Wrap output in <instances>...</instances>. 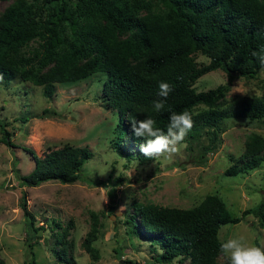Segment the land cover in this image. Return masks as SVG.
<instances>
[{"label":"trees","instance_id":"trees-1","mask_svg":"<svg viewBox=\"0 0 264 264\" xmlns=\"http://www.w3.org/2000/svg\"><path fill=\"white\" fill-rule=\"evenodd\" d=\"M262 50L264 0H11L0 12V78L6 82L30 81L51 98L54 83L102 72L101 99L118 116L112 145L122 155L126 154L125 136L136 146L135 153L143 155L140 145L146 139L134 135L131 119L153 118L166 133L171 112L187 110L194 121L189 137L195 138L200 129L207 128L209 141L201 147L202 153L217 139L223 117L264 122V92L221 107L229 81L197 91L192 85L197 77L216 68L224 70L229 80L234 74L254 76L263 65L254 53ZM196 52L207 56L208 61L198 64ZM161 81L168 82L173 90L166 98V109L157 113L153 101L162 99L158 95ZM197 104L205 109L193 113ZM55 112L44 107L38 116ZM1 138L9 142L7 133ZM263 149L264 139L249 133L240 162L230 165L225 174L257 166ZM29 152L34 161L31 170L24 174L14 170L21 186L47 179H79L81 167L91 154L85 146L67 142L48 148L41 156ZM20 206L31 236L30 231L37 227L23 194ZM246 213L253 214L264 227V197L259 204L241 211ZM91 217L81 244L96 256L91 244L96 217L93 213ZM237 219L217 195L209 193L190 207L135 202L127 221L133 232L160 249L154 256L157 261L177 257L185 261L182 264H229L227 257L216 259L222 243L217 230L220 224ZM59 243L61 249L56 255L69 262L70 255L65 254L68 243L62 239Z\"/></svg>","mask_w":264,"mask_h":264},{"label":"rangeland","instance_id":"rangeland-1","mask_svg":"<svg viewBox=\"0 0 264 264\" xmlns=\"http://www.w3.org/2000/svg\"><path fill=\"white\" fill-rule=\"evenodd\" d=\"M10 1L0 0V12ZM194 58L198 64L208 61L199 52ZM102 80V72H93L76 81L57 82L47 98L40 85L0 78V264H182L185 261L177 257L157 261L154 256L160 249L132 231L127 219L133 203L190 207L209 193L225 203L232 217H238L219 225V240L243 237L246 243L264 248V227L253 214H241L264 197V149L257 166L225 174L230 165L240 162L249 133L264 139V122L223 117L210 148L200 152L209 141L204 127L195 138L187 135V147L171 159L138 155L125 136L126 154L122 155L112 145L118 116L101 99ZM228 81L221 107L264 92V71L254 76L234 74L229 80L224 70L216 68L197 77L192 85L197 91ZM44 107L55 114L38 116ZM202 109L205 106L197 104L193 113ZM6 133L8 143L1 138ZM64 142L90 150L79 179H47L30 186L18 183L14 170L24 174L33 167L29 150L41 156ZM22 194L37 227L31 236L20 206ZM91 213L96 217L91 241L96 256L81 244L91 226ZM60 239L68 243L69 262L55 253L60 252ZM225 257L220 251L216 259Z\"/></svg>","mask_w":264,"mask_h":264},{"label":"clouds","instance_id":"clouds-1","mask_svg":"<svg viewBox=\"0 0 264 264\" xmlns=\"http://www.w3.org/2000/svg\"><path fill=\"white\" fill-rule=\"evenodd\" d=\"M254 55H257L261 64H264V50ZM158 87V95L162 99L153 101V111L157 113L166 109V98L173 90L168 82L161 81ZM193 123V115L187 110L181 113L171 112L166 133L156 126L153 118L131 119L134 135L146 139V142L140 145V151L149 158L171 159L172 156L179 154L182 148L187 147L185 140ZM106 199L107 197L105 202ZM256 203H260L259 198ZM220 251L228 258L229 264H264V248L246 243L243 237L230 238L222 242Z\"/></svg>","mask_w":264,"mask_h":264},{"label":"water","instance_id":"water-1","mask_svg":"<svg viewBox=\"0 0 264 264\" xmlns=\"http://www.w3.org/2000/svg\"><path fill=\"white\" fill-rule=\"evenodd\" d=\"M259 71H264V64L263 65H260L259 68H258Z\"/></svg>","mask_w":264,"mask_h":264}]
</instances>
